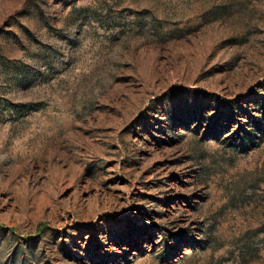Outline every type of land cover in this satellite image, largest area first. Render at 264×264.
<instances>
[{"label": "rangeland", "instance_id": "obj_1", "mask_svg": "<svg viewBox=\"0 0 264 264\" xmlns=\"http://www.w3.org/2000/svg\"><path fill=\"white\" fill-rule=\"evenodd\" d=\"M0 264H264V0H0Z\"/></svg>", "mask_w": 264, "mask_h": 264}]
</instances>
